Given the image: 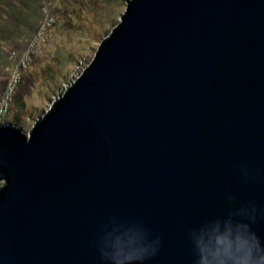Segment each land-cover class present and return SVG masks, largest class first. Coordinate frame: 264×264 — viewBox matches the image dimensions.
Listing matches in <instances>:
<instances>
[{
  "label": "water",
  "instance_id": "obj_1",
  "mask_svg": "<svg viewBox=\"0 0 264 264\" xmlns=\"http://www.w3.org/2000/svg\"><path fill=\"white\" fill-rule=\"evenodd\" d=\"M0 182V264H103L125 233L194 264L252 208L264 241V0H127L28 134L0 125Z\"/></svg>",
  "mask_w": 264,
  "mask_h": 264
},
{
  "label": "rangeland",
  "instance_id": "obj_2",
  "mask_svg": "<svg viewBox=\"0 0 264 264\" xmlns=\"http://www.w3.org/2000/svg\"><path fill=\"white\" fill-rule=\"evenodd\" d=\"M126 1L0 0V125L28 134L94 58Z\"/></svg>",
  "mask_w": 264,
  "mask_h": 264
},
{
  "label": "clouds",
  "instance_id": "obj_3",
  "mask_svg": "<svg viewBox=\"0 0 264 264\" xmlns=\"http://www.w3.org/2000/svg\"><path fill=\"white\" fill-rule=\"evenodd\" d=\"M240 215L217 220L193 236L194 264H264V241L250 227L255 209ZM154 249L143 234L125 233L109 236L97 251L103 264H141Z\"/></svg>",
  "mask_w": 264,
  "mask_h": 264
}]
</instances>
